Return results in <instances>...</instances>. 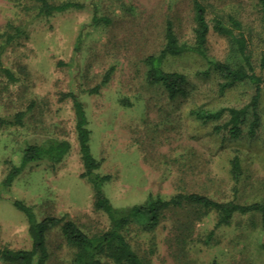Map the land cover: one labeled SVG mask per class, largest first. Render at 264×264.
I'll return each instance as SVG.
<instances>
[{
	"label": "rangeland",
	"instance_id": "rangeland-1",
	"mask_svg": "<svg viewBox=\"0 0 264 264\" xmlns=\"http://www.w3.org/2000/svg\"><path fill=\"white\" fill-rule=\"evenodd\" d=\"M71 1L83 7L39 17L38 4L32 0H0V44L2 34L12 26L26 32V37L1 53V65L15 80L0 71V115L10 117L30 107L21 125H0V247L31 245L27 221L11 204L13 199L31 206L37 219L65 216L88 235L108 227L106 215L93 208L91 186L82 176L72 101L63 96L67 92L77 94L84 104L90 151L99 162L97 172L111 176L103 191L113 206L142 204L149 194L167 199L189 192L217 201H260L264 197V81L257 106L259 129L249 137L244 127L238 138L226 132L227 114L204 123L190 111L245 106L254 93L249 83L221 90L218 74L191 53L167 56L162 63L164 70L185 75L182 94L169 99L161 85L146 81L143 60L161 50L165 21L172 23L179 41L192 40L191 0ZM199 1L210 26L208 57L241 63L227 37L211 29L214 16L223 20L232 16L241 22L253 69L264 79V25L257 0ZM94 9L109 22L92 26ZM109 69L110 76L101 85ZM96 85L97 92H88ZM52 139L70 143L60 163L31 164L8 188L2 187L10 163L18 162L26 144ZM234 156L241 167L236 190L229 174ZM178 214L166 213L152 233L131 226L126 238L151 264H264L259 213L236 214L228 225L214 228L216 214L209 211L195 221L184 254L174 247ZM210 231L213 235L207 239ZM46 246L47 264L69 263L73 249L58 227L46 234Z\"/></svg>",
	"mask_w": 264,
	"mask_h": 264
},
{
	"label": "trees",
	"instance_id": "trees-1",
	"mask_svg": "<svg viewBox=\"0 0 264 264\" xmlns=\"http://www.w3.org/2000/svg\"><path fill=\"white\" fill-rule=\"evenodd\" d=\"M32 1L38 4L37 16L39 17H48L68 9L83 7L81 3L71 0L59 3H51L48 0ZM257 4L260 19L264 25V0H257ZM191 5L192 40L190 42L179 41L172 23L169 20L165 21L164 43L161 50L157 54L147 55L143 60L146 66V81L149 84L161 85L169 99L175 98L184 92L183 87L186 78L180 72L164 70L162 67L163 60L167 56H177L183 53L196 55L218 74L221 79V90L238 82H247L253 86L254 93L249 103L240 108L196 109L191 110L190 114L204 123L217 121L227 114L228 119L224 127L230 138L240 137L244 133V127H246V135L254 137L260 126L257 106L264 79L253 69L247 52V39L242 24L232 16H228L226 20L219 16L212 18L211 29L227 37L231 50L239 56L241 63L212 60L208 57L206 50L207 35L210 29L206 9L199 0H191ZM101 22L107 24L109 20L106 17L98 16L96 9H94L91 25L95 27ZM21 37H26V32L18 26H12L10 31L2 34L0 71L9 80H15V77L10 70L1 65V53L5 46ZM261 65H264V57L261 59ZM110 73L111 69L105 72L101 85L107 82ZM98 89L99 85H96L88 92L94 93ZM63 96L69 97L72 101L75 118L74 130L83 167L82 176L88 180L91 186L93 192L92 206L95 210L106 215L108 227L98 234L88 235L74 221L67 219L65 216L47 215L37 219L31 206L21 200L13 199L11 204L23 213L27 221V231L31 239V245L28 249L0 247L1 264H47L49 253L46 246V234L55 227L59 228L64 242L73 249L68 264H107V262L110 264H151L149 260L140 256L132 248L126 238V231L131 226H136L142 232L152 233L158 229L168 212L179 213L173 225V228L177 231L174 236V247H176L175 251H181L182 254H184L185 244L190 239V232L193 231L195 221L200 220L209 211L216 214L214 228L228 225L236 214L257 212L260 214L261 225L264 230V197L260 201L244 204L234 200L217 201L196 192L177 193L167 199L149 194L142 204L124 207L113 206L103 191L104 183L109 181L111 176L97 172L99 162L90 151V130L84 104L75 93L67 92ZM29 109L30 107L25 111H18L10 117L0 115V125H21ZM247 116L250 118L245 125ZM216 129L219 131L221 127L217 126ZM69 150L70 143L66 139H52L44 144H26L19 152L18 162L10 163L8 171L1 181L2 187L8 188L22 170L31 164L46 161L54 166L60 163ZM229 174L234 184L233 189L236 190V184L241 178L240 161L237 156H234L230 161ZM212 235L213 231H210L207 239H210ZM260 247L264 249V241L260 242Z\"/></svg>",
	"mask_w": 264,
	"mask_h": 264
}]
</instances>
